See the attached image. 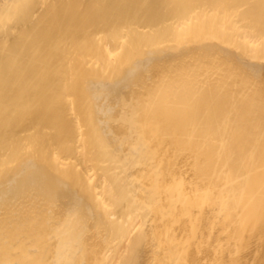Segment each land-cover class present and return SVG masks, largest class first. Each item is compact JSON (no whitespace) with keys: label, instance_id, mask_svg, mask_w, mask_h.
<instances>
[{"label":"bare ground","instance_id":"obj_1","mask_svg":"<svg viewBox=\"0 0 264 264\" xmlns=\"http://www.w3.org/2000/svg\"><path fill=\"white\" fill-rule=\"evenodd\" d=\"M0 264H264V0H0Z\"/></svg>","mask_w":264,"mask_h":264}]
</instances>
